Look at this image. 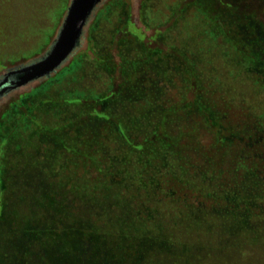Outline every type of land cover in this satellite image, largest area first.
I'll return each instance as SVG.
<instances>
[{"label":"trees","instance_id":"obj_1","mask_svg":"<svg viewBox=\"0 0 264 264\" xmlns=\"http://www.w3.org/2000/svg\"><path fill=\"white\" fill-rule=\"evenodd\" d=\"M129 1L107 0L87 30L88 44L109 46L82 54L105 90L51 95L61 76L81 66L77 55L13 98L0 119L4 139L24 144L17 156L42 155L33 169L7 161L14 173L7 170L5 181L0 167V263L211 264L233 249L235 264H264V129L254 133L261 151L245 160L253 168L238 166L244 185L234 183L222 162L235 160L229 136L242 132L224 124L232 96L207 91L197 66L202 52L183 23L194 21L208 37L205 50L218 51L232 67L226 73L254 93H264V26L241 29L227 13L234 8L217 12L222 0H164L156 10L142 0L140 21L154 33L144 41L116 37ZM112 15L106 41L97 42L98 24ZM33 57L0 55V63ZM57 109L55 120L33 126ZM30 125V133L21 129Z\"/></svg>","mask_w":264,"mask_h":264},{"label":"rangeland","instance_id":"obj_2","mask_svg":"<svg viewBox=\"0 0 264 264\" xmlns=\"http://www.w3.org/2000/svg\"><path fill=\"white\" fill-rule=\"evenodd\" d=\"M141 1L142 0H130L128 2V8L130 9L129 18H127V20L124 19L123 22L120 23L121 29L118 28L119 26L117 25L116 28H118L119 30H117L118 34L116 37H123L125 36L123 35L124 33L131 38H134V36H138L140 40L144 41V39L149 38L152 33H154L153 30H150L149 28L145 27L140 21L139 11L141 8ZM163 1L164 0H151L149 2V8L152 7L153 3V10H156L157 8L161 7V3ZM169 1L175 2L174 0ZM222 1L224 5H222L220 10H218L217 12H225L226 10H228L226 9L228 7L234 8L235 10H233L232 12L228 10L227 13H232L235 16V22L237 21V24H241V29L251 30L250 33H253L255 29L261 30V26H264V0ZM69 2L70 0H0V55L2 57L4 56L5 58L15 56L17 54H24L28 56L31 55V57L34 56L33 58L28 59L27 61H23L20 59L16 63H6L5 66H2L0 63V77L5 73L7 69L13 68L21 64H25L32 59H36L46 51L50 42L54 39V36L59 28V25L62 21V18L65 14ZM4 17H8L9 20L5 21ZM95 17L92 21L95 20ZM238 17L240 18V22L238 20ZM114 18V15H112L108 17L105 21L102 19L101 23L98 24V30L96 33L97 42L103 43L106 41L105 36L110 31V24L114 21ZM199 21L201 23L208 22H204L203 20ZM249 22H254V24L251 23V25L249 26ZM183 24L186 26L187 29L189 28L186 32V35L188 32L191 36L196 35L194 39L195 44L193 42L191 43H193L197 49H200V53L202 52V54H200L198 58L199 62L197 66L199 67L200 76H202L201 78H204V80L208 82V84L206 85L207 91L218 93L220 100L222 98L232 96V99L228 100L229 102L231 101L230 103H232L233 105L231 109L226 111V114L224 113L222 107V113L225 117L224 124L226 127H232L234 130L235 126H237L242 132H240L241 136L236 138L235 134L229 136V138H231L230 149L233 152V157L235 160L232 159L231 161L226 160L222 162L225 165H228L230 163L228 165V174H226V176H231L234 180V183L235 179H242L241 185H244V180L246 178L244 176L245 171L243 172V174H239L238 171L241 168L243 169L244 166H247L246 169H252V164H249L245 161L246 157H248L249 153L253 154L254 152V154H258L257 152L261 151V147L256 144L257 139L254 133L257 132L256 129H264V93H254V90H251L249 88L248 82L243 78L239 80L237 79V82L235 83V77L226 73L231 71L232 67L230 66V68L223 62L222 56L219 54V52L213 49L212 51L208 52L205 50V48L207 47L206 45L208 44V37L205 36V34L199 35L200 29L198 30L197 26H195L194 24V21L192 23L191 21H187ZM90 48H92L93 51L97 54H104L105 52L109 51V46L97 47L96 44L93 45L91 41L88 44L86 33L82 47L78 49L73 58L65 65L68 66L69 63L77 55H79L82 57L83 60V62L79 64V66H81L79 67V69L76 70L74 74L73 72H71L70 75L66 76L65 78L61 76L56 81L58 83L56 85V88L51 90V95H61L62 93H65L68 90H76L81 88L83 89L85 87L92 89L96 88V90L99 91L105 90L106 84H103V82H101V79L99 78V73L94 68V64L86 62L87 60H84V57L82 56V54H88V50ZM39 49L42 50L40 51ZM38 50L39 52H36ZM32 53H34L35 55H33ZM115 60L116 62H118V59ZM189 66H193V64L189 63ZM212 80L213 82H211ZM42 82L44 81L32 83L26 87L15 90V92L4 96L0 100V119L3 113L8 110L9 104L13 98L18 97L19 94L29 91L34 87H37ZM118 82H120V80ZM211 83H213V85ZM113 86L117 87V84H113ZM113 86L111 85L110 88H112ZM193 94V91L188 92L189 99L194 96ZM209 104L211 105V103ZM55 111L52 117L49 116L47 118H44L40 117V115L36 116V119L33 120V126L36 127L35 124H46L48 122L50 123L51 120H55L56 116H59L58 109ZM33 126L30 125L29 128L26 129H24V126H21V129H23L25 133H30L32 132L31 128H34ZM221 127L219 126L218 129H223V125ZM236 132L237 131H234V133ZM16 139L14 138V136H12V138L4 139L3 133L0 134V149L3 150L8 144V147L6 149L7 154L5 155L3 151L0 154V167L6 169L4 171V174L1 175L2 181L8 179L9 174L7 173V170L9 173H14L12 165L8 166L7 161L12 160L9 163H13L15 165L17 164V161L21 159L22 165H27L30 167L40 165V163L38 162V160H40V157H42L40 152L37 155L31 154L28 157L26 156L24 158L21 155H16V152L18 151L17 149L24 147V144L20 145L19 142L16 141ZM28 144L32 145L27 140V145ZM218 156L219 159H221L228 155L220 154ZM225 158L227 159V157ZM23 159L25 160L26 164L24 163ZM238 166H240L241 168H238ZM231 170L233 172H230ZM24 208L25 205L22 209ZM229 252L231 253H228V255L222 253L217 254L218 256L221 255L223 258L221 260L218 259L217 262L215 259L211 264H235L234 250L231 249V251ZM241 261L242 264H251L250 261L246 259H242Z\"/></svg>","mask_w":264,"mask_h":264},{"label":"water","instance_id":"obj_3","mask_svg":"<svg viewBox=\"0 0 264 264\" xmlns=\"http://www.w3.org/2000/svg\"><path fill=\"white\" fill-rule=\"evenodd\" d=\"M107 0H70L59 28L46 51L0 77V100L8 93L49 79L82 47L97 11Z\"/></svg>","mask_w":264,"mask_h":264}]
</instances>
